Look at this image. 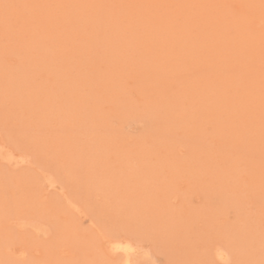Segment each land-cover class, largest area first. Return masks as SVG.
I'll list each match as a JSON object with an SVG mask.
<instances>
[{
	"label": "rangeland",
	"instance_id": "obj_1",
	"mask_svg": "<svg viewBox=\"0 0 264 264\" xmlns=\"http://www.w3.org/2000/svg\"><path fill=\"white\" fill-rule=\"evenodd\" d=\"M0 264H264V0H0Z\"/></svg>",
	"mask_w": 264,
	"mask_h": 264
},
{
	"label": "bare ground",
	"instance_id": "obj_2",
	"mask_svg": "<svg viewBox=\"0 0 264 264\" xmlns=\"http://www.w3.org/2000/svg\"><path fill=\"white\" fill-rule=\"evenodd\" d=\"M118 246V245H117ZM117 246H116V248H117ZM119 247H120V245H119ZM122 247V246H121ZM126 247V246H125ZM127 250H128V248H127Z\"/></svg>",
	"mask_w": 264,
	"mask_h": 264
}]
</instances>
